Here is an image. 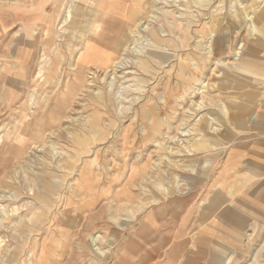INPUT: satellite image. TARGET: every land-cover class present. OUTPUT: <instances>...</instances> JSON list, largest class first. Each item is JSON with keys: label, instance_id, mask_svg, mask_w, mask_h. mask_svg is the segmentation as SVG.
Instances as JSON below:
<instances>
[{"label": "rangeland", "instance_id": "obj_1", "mask_svg": "<svg viewBox=\"0 0 264 264\" xmlns=\"http://www.w3.org/2000/svg\"><path fill=\"white\" fill-rule=\"evenodd\" d=\"M0 194V264H264V0H0Z\"/></svg>", "mask_w": 264, "mask_h": 264}, {"label": "bare ground", "instance_id": "obj_2", "mask_svg": "<svg viewBox=\"0 0 264 264\" xmlns=\"http://www.w3.org/2000/svg\"><path fill=\"white\" fill-rule=\"evenodd\" d=\"M6 1V0H5ZM65 5V4H64ZM65 10V9H64ZM71 10H72V5L69 7V9H67L66 11H64L65 12V15H64V21L65 22H67V21H69V19L71 18ZM153 18V17H152ZM147 26V25H146ZM148 27V26H147ZM121 66H122V64L121 63H119V64H117V66L116 67H118V69L120 68L121 69ZM126 68V67H125ZM124 68V69H125ZM92 73V72H91ZM117 73V72H116ZM94 81V80H93ZM46 103V102H45ZM38 109V108H37ZM256 115V114H255ZM69 119V118H68ZM253 119H257L256 118V116H254L253 117ZM61 126V125H60ZM56 128V127H55ZM62 128H64L63 126H62ZM65 129V128H64ZM58 131H59V129H58ZM48 132V131H47ZM55 133V132H54ZM62 133V132H61ZM2 135H3V133H2ZM2 135H1V137H2ZM48 135H50V133L48 134ZM48 135H46L47 137H48ZM55 135V134H54ZM89 136V135H88ZM87 135H86V137H88ZM50 137V136H49ZM58 137V136H57ZM53 138V137H52ZM90 138V137H89ZM39 139V138H38ZM47 141V140H46ZM91 142V141H90ZM38 143V142H37ZM171 143V142H170ZM42 144V146L45 144V141H44V144L43 143H41ZM19 145H20V143H19ZM38 145H40V144H38ZM35 146V145H34ZM32 147V146H31ZM36 147V146H35ZM41 147V146H40ZM48 147V146H47ZM86 147V146H85ZM27 148V147H26ZM33 149V148H32ZM35 149V148H34ZM40 149V148H39ZM31 150V149H30ZM36 150V149H35ZM34 150V151H35ZM80 149H78V151H79ZM22 151V150H21ZM42 151V150H41ZM41 151H39V152H41ZM28 152H30V151H28ZM24 153V152H23ZM30 153H32V150H31V152ZM35 153V152H34ZM29 154V153H28ZM40 156V155H39ZM39 156H38V158H39ZM24 157V156H23ZM41 157V156H40ZM19 158V157H18ZM17 158V159H18ZM40 159V158H39ZM53 159H55V158H53ZM57 159V158H56ZM46 160V159H45ZM39 161V160H38ZM19 162H21V161H19ZM40 162V161H39ZM44 162V161H43ZM18 163V162H17ZM29 163V162H28ZM30 164V163H29ZM23 166V165H22ZM22 166H21V169H22ZM30 167V166H29ZM25 169V168H24ZM15 172V171H14ZM17 172V171H16ZM17 175V174H16ZM28 175V174H27ZM23 178H24V176H23ZM28 178V177H27ZM26 178V179H27ZM49 179V178H48ZM22 180H24V179H22ZM43 180V179H42ZM50 181H51V179H49ZM54 181V180H53ZM22 183V182H21ZM54 183H55V181H54ZM37 184V183H36ZM35 186V185H34ZM55 187V186H54ZM21 188H23V186L21 187ZM37 188V187H36ZM25 189V188H24ZM28 189H31V188H28ZM36 190V189H35ZM7 193V192H6ZM37 193V192H36ZM8 196V195H7ZM6 195H1L0 194V199L1 198H5V199H8V197H7ZM35 201V200H34ZM217 202H218V200H216ZM220 202V201H219ZM216 205L217 204H215V201L213 202V203H211L210 204V206L206 209V211H208L210 214L211 213H213V212H215L218 208H216ZM1 208V207H0ZM10 210V209H9ZM11 213V212H10ZM207 217V216H206ZM3 225V224H2ZM247 233V232H246ZM250 240V239H249ZM245 242V241H244Z\"/></svg>", "mask_w": 264, "mask_h": 264}, {"label": "crops", "instance_id": "obj_3", "mask_svg": "<svg viewBox=\"0 0 264 264\" xmlns=\"http://www.w3.org/2000/svg\"><path fill=\"white\" fill-rule=\"evenodd\" d=\"M87 53L89 54V52H87ZM87 58H88V56L85 55L84 62H83L84 64H88Z\"/></svg>", "mask_w": 264, "mask_h": 264}]
</instances>
